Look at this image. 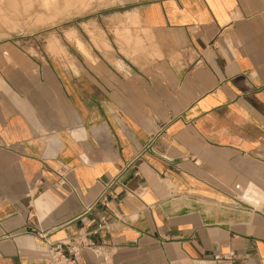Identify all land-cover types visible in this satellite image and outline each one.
I'll list each match as a JSON object with an SVG mask.
<instances>
[{
  "label": "crops",
  "instance_id": "obj_1",
  "mask_svg": "<svg viewBox=\"0 0 264 264\" xmlns=\"http://www.w3.org/2000/svg\"><path fill=\"white\" fill-rule=\"evenodd\" d=\"M126 3L111 49L0 43V264H264V0Z\"/></svg>",
  "mask_w": 264,
  "mask_h": 264
},
{
  "label": "rangeland",
  "instance_id": "obj_2",
  "mask_svg": "<svg viewBox=\"0 0 264 264\" xmlns=\"http://www.w3.org/2000/svg\"><path fill=\"white\" fill-rule=\"evenodd\" d=\"M126 1L0 0V43L16 41L23 46L38 44L54 50L61 38L67 44L76 42L83 51L84 43L111 49L107 39L110 23L126 9ZM114 36L118 42L117 31Z\"/></svg>",
  "mask_w": 264,
  "mask_h": 264
},
{
  "label": "built area",
  "instance_id": "obj_3",
  "mask_svg": "<svg viewBox=\"0 0 264 264\" xmlns=\"http://www.w3.org/2000/svg\"><path fill=\"white\" fill-rule=\"evenodd\" d=\"M100 199L104 202L107 199L106 188L100 194ZM85 248L93 252H101L102 246H97L90 241L83 232L68 240H49L44 239L42 246V256L46 264H79L80 255ZM239 255L233 251L225 255H215L213 257L217 264H239Z\"/></svg>",
  "mask_w": 264,
  "mask_h": 264
},
{
  "label": "bare ground",
  "instance_id": "obj_4",
  "mask_svg": "<svg viewBox=\"0 0 264 264\" xmlns=\"http://www.w3.org/2000/svg\"><path fill=\"white\" fill-rule=\"evenodd\" d=\"M47 2V1H46Z\"/></svg>",
  "mask_w": 264,
  "mask_h": 264
}]
</instances>
